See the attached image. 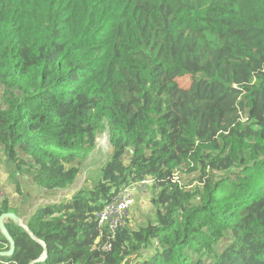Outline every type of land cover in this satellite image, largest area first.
<instances>
[{
	"label": "trees",
	"instance_id": "1",
	"mask_svg": "<svg viewBox=\"0 0 264 264\" xmlns=\"http://www.w3.org/2000/svg\"><path fill=\"white\" fill-rule=\"evenodd\" d=\"M106 127L97 180L8 221L0 264H264V0H0V159L65 190ZM145 179L155 221L102 231Z\"/></svg>",
	"mask_w": 264,
	"mask_h": 264
},
{
	"label": "rangeland",
	"instance_id": "2",
	"mask_svg": "<svg viewBox=\"0 0 264 264\" xmlns=\"http://www.w3.org/2000/svg\"><path fill=\"white\" fill-rule=\"evenodd\" d=\"M184 83L187 84L188 81L181 82V84ZM96 143V147L93 150L92 154L80 164V172L75 182L71 185V188L93 185V183L97 180L99 176L100 168L110 160L111 155L113 153V147L110 141V131L108 127L98 133ZM8 166L15 176L20 174L19 172H14L15 170L12 165ZM179 178L181 184L191 190H195L199 184L197 174H189L187 172H182ZM12 180H15V178H12ZM155 195L156 190L153 183L148 187L146 193H140L136 195L135 202L130 209V215L128 218V221L132 226H140L144 224L146 225L148 222L155 221V208L152 204V200L154 199ZM30 202H32V199L29 200V203ZM1 204L2 203H0V205ZM150 252L151 251H149V253Z\"/></svg>",
	"mask_w": 264,
	"mask_h": 264
},
{
	"label": "crops",
	"instance_id": "3",
	"mask_svg": "<svg viewBox=\"0 0 264 264\" xmlns=\"http://www.w3.org/2000/svg\"><path fill=\"white\" fill-rule=\"evenodd\" d=\"M12 178H15V180H12ZM0 188L4 189L6 192L7 204L11 208L9 212H13L18 216L20 219V226L23 227H26L28 217L39 206L49 202L66 200L70 198L77 189L69 187L61 191L47 192L36 186L29 176L20 174L15 176L5 160L2 159H0ZM30 199H32V202L29 203ZM8 221L11 222L12 220L7 219L5 224H7Z\"/></svg>",
	"mask_w": 264,
	"mask_h": 264
},
{
	"label": "built area",
	"instance_id": "4",
	"mask_svg": "<svg viewBox=\"0 0 264 264\" xmlns=\"http://www.w3.org/2000/svg\"><path fill=\"white\" fill-rule=\"evenodd\" d=\"M179 178V174L177 176ZM153 183L151 179H145L130 186L124 187L120 193L108 201L97 214L98 224L102 231L115 234L123 227L130 215V209L133 206L136 195L147 192L148 187ZM5 199V191L0 188V203Z\"/></svg>",
	"mask_w": 264,
	"mask_h": 264
},
{
	"label": "water",
	"instance_id": "5",
	"mask_svg": "<svg viewBox=\"0 0 264 264\" xmlns=\"http://www.w3.org/2000/svg\"><path fill=\"white\" fill-rule=\"evenodd\" d=\"M7 219L12 220L16 225H20V219L15 213L4 212L0 215V232L8 240L10 244V249L6 252H0V257H9L14 253V250H15L14 239L10 235V232L8 231L6 224H5V221Z\"/></svg>",
	"mask_w": 264,
	"mask_h": 264
}]
</instances>
